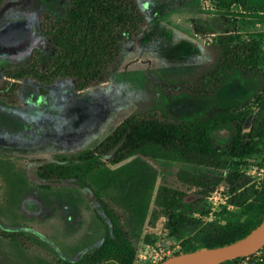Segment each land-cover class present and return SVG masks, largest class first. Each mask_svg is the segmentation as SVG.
Masks as SVG:
<instances>
[{
  "label": "rangeland",
  "instance_id": "obj_1",
  "mask_svg": "<svg viewBox=\"0 0 264 264\" xmlns=\"http://www.w3.org/2000/svg\"><path fill=\"white\" fill-rule=\"evenodd\" d=\"M135 1L146 15L145 30L123 45L106 79L77 91L63 76L49 82L32 76L9 80L34 57L45 61L53 54L42 17L63 21L70 0H0V264H120L115 255L98 252L116 230L135 246L134 264H158L188 248H205L202 232L211 224L245 226L259 219L244 212L264 182V135L251 155L233 156L231 150L239 126L244 139L264 128V0H210L212 9L194 7L206 20L194 18L192 27L197 20L195 32L208 42L209 52L200 64L180 65L185 58L174 65L166 61L177 53L186 57L191 42L157 27L155 19L192 10L202 0ZM228 3L230 8H221ZM234 5L237 11L231 10ZM211 33L216 35L210 40ZM229 34L234 43L255 40L260 61L252 70L229 72L230 79L221 77L220 83L212 74L219 39ZM215 109L234 119L212 134L221 148L217 155L147 148L114 164L116 149L93 160L105 166L88 186L36 175L43 163H83L79 154L130 115L189 122L213 117ZM173 192L184 194L194 208L177 230L168 224ZM214 192L223 200L207 215ZM195 198L199 202L193 203ZM263 261L264 247L232 264Z\"/></svg>",
  "mask_w": 264,
  "mask_h": 264
},
{
  "label": "trees",
  "instance_id": "obj_2",
  "mask_svg": "<svg viewBox=\"0 0 264 264\" xmlns=\"http://www.w3.org/2000/svg\"><path fill=\"white\" fill-rule=\"evenodd\" d=\"M231 4L218 6L227 10ZM146 24V15L135 0H70L63 21L58 22L48 14L42 17L41 28L51 43L53 54L45 61H42L40 55L34 57L36 61L14 70L9 80L32 76L49 82L63 76L72 80L75 90H85L106 79L108 70L121 57L123 45L134 40ZM196 24L197 20H193L194 30L198 32ZM229 35L219 39L220 55L212 74L216 76L215 79L219 77L220 83H223L221 77L230 79L229 72L252 70L260 61L255 40L234 43V37ZM212 115L208 119L189 122L151 114L130 115L97 146L79 154L78 161L83 163L48 162L37 166L35 172L38 177L48 181L74 180L82 186H88L90 178L105 166L102 161L93 160L98 155H106L116 149L111 160L114 164L147 148L193 156L217 155L221 148L215 146L212 134L218 127L227 125L234 119L232 115L222 114V109H215ZM237 129L232 155H251L259 151V138L264 135V128L254 133L251 131L247 134V139L241 136L242 126ZM173 193L168 224L177 230L188 221L187 211H193L194 208L192 204L183 201L184 194ZM255 193L244 213H253L259 219L245 226H234L232 222L224 226L211 224L202 232L205 248L237 242L264 220V182ZM197 202L199 201L195 198L193 203ZM177 210L179 211L176 212ZM195 250L197 249L188 248L176 254ZM98 252L102 256L115 255L120 264H134L136 258L135 246L120 230L107 235ZM234 260L221 264H232ZM260 264H264V261Z\"/></svg>",
  "mask_w": 264,
  "mask_h": 264
},
{
  "label": "crops",
  "instance_id": "obj_3",
  "mask_svg": "<svg viewBox=\"0 0 264 264\" xmlns=\"http://www.w3.org/2000/svg\"><path fill=\"white\" fill-rule=\"evenodd\" d=\"M194 7H196V9H201V8L212 9L215 6H214V3L210 0H207V1L202 0V2L197 1L193 3L192 10H177L176 9L174 11L167 12L155 19L157 20V22L160 21V23L156 24L157 27L168 28V30H170L169 33L174 32V34L172 35L176 38L178 34L180 36H185L186 39H189V41L192 44L189 47L190 48L189 53L185 55L186 57H184V55L180 53H177L172 56V58H175V59L166 61V62H172V63H169V65L170 64L174 65V62L178 60V58L179 59L185 58L184 60L178 63L179 65L180 64H200L205 61L206 56L208 55V52H209L208 42L205 39H202L201 36L198 35L192 27V19L201 18L203 21H205L206 18L203 17L199 11H196ZM231 10L237 11L238 7L234 5L231 8ZM153 23H155V21ZM150 25L151 23L149 22L146 28H148ZM215 35L216 33H211V35H208L209 36L208 38H210L211 40V38H213V36Z\"/></svg>",
  "mask_w": 264,
  "mask_h": 264
},
{
  "label": "water",
  "instance_id": "obj_4",
  "mask_svg": "<svg viewBox=\"0 0 264 264\" xmlns=\"http://www.w3.org/2000/svg\"><path fill=\"white\" fill-rule=\"evenodd\" d=\"M250 118L247 119L246 127ZM264 247V220L241 240L213 248H201L191 252L169 256L158 264H221L250 256Z\"/></svg>",
  "mask_w": 264,
  "mask_h": 264
},
{
  "label": "built area",
  "instance_id": "obj_5",
  "mask_svg": "<svg viewBox=\"0 0 264 264\" xmlns=\"http://www.w3.org/2000/svg\"><path fill=\"white\" fill-rule=\"evenodd\" d=\"M223 198L221 196V193L214 192L211 196L208 197V208L210 209L209 212H207V215H213L216 208L219 206V203L222 202ZM163 253V251H161ZM165 254V252H164ZM159 259L161 257H158ZM164 260V259H163ZM161 262V261H160Z\"/></svg>",
  "mask_w": 264,
  "mask_h": 264
}]
</instances>
